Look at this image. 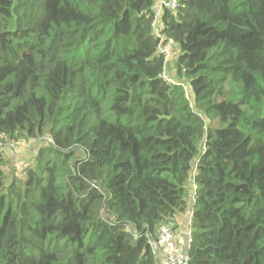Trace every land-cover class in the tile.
I'll list each match as a JSON object with an SVG mask.
<instances>
[{
  "label": "trees",
  "instance_id": "1",
  "mask_svg": "<svg viewBox=\"0 0 264 264\" xmlns=\"http://www.w3.org/2000/svg\"><path fill=\"white\" fill-rule=\"evenodd\" d=\"M0 0V264H264V0ZM31 142V141H30Z\"/></svg>",
  "mask_w": 264,
  "mask_h": 264
},
{
  "label": "built area",
  "instance_id": "2",
  "mask_svg": "<svg viewBox=\"0 0 264 264\" xmlns=\"http://www.w3.org/2000/svg\"><path fill=\"white\" fill-rule=\"evenodd\" d=\"M179 0H158L154 6V17L152 20V27L156 37L159 39L158 50L164 55V69L162 77L167 81L171 82L172 78L166 73L167 63L172 56L171 46L172 40L165 39L161 33V29L164 28V23L161 20L163 9L166 7L169 10L177 8ZM191 220L192 213L189 210L185 228L183 231H179L177 227L170 222L162 223L156 233L154 239H149L148 243L152 247V253L157 260L158 264H188L189 256L188 250L190 248L192 236H191Z\"/></svg>",
  "mask_w": 264,
  "mask_h": 264
},
{
  "label": "rangeland",
  "instance_id": "3",
  "mask_svg": "<svg viewBox=\"0 0 264 264\" xmlns=\"http://www.w3.org/2000/svg\"><path fill=\"white\" fill-rule=\"evenodd\" d=\"M171 54L173 55L175 52H171ZM30 141L26 140V143L21 142L15 150H13L11 146L0 147L3 150L5 157L8 159V164L5 166L6 175L10 176L13 173L21 175L23 174V168L31 163L41 142H32L33 140Z\"/></svg>",
  "mask_w": 264,
  "mask_h": 264
},
{
  "label": "crops",
  "instance_id": "4",
  "mask_svg": "<svg viewBox=\"0 0 264 264\" xmlns=\"http://www.w3.org/2000/svg\"><path fill=\"white\" fill-rule=\"evenodd\" d=\"M189 210L183 215L177 216V218H175L174 222H175V226L177 227V229L179 231H183V229L186 227L185 226V221H186V217H187V214H188Z\"/></svg>",
  "mask_w": 264,
  "mask_h": 264
}]
</instances>
